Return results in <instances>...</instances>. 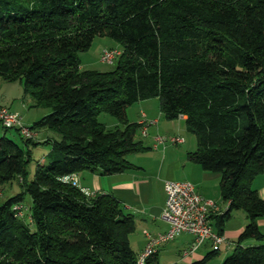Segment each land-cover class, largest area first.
<instances>
[{
    "label": "trees",
    "instance_id": "1",
    "mask_svg": "<svg viewBox=\"0 0 264 264\" xmlns=\"http://www.w3.org/2000/svg\"><path fill=\"white\" fill-rule=\"evenodd\" d=\"M95 37L121 51L111 72L81 68ZM0 79L48 110L26 127L57 136L39 141L1 126L0 186L17 180L20 192L0 202V264H138L133 215L112 195L88 196L61 179L133 168L128 156L147 147L127 109L150 98L165 119L185 116L196 141L187 158L220 175L228 208L210 216L213 230L221 235L233 210L246 215L220 264H264V199L251 186L264 171V0H0ZM100 113L123 127L107 129ZM40 144L51 150L29 181L30 145ZM212 249L191 264H209ZM143 264L160 263L154 253Z\"/></svg>",
    "mask_w": 264,
    "mask_h": 264
},
{
    "label": "crops",
    "instance_id": "2",
    "mask_svg": "<svg viewBox=\"0 0 264 264\" xmlns=\"http://www.w3.org/2000/svg\"><path fill=\"white\" fill-rule=\"evenodd\" d=\"M30 105L32 101H29ZM8 108L19 112L20 107L6 104ZM42 114L48 113L47 109ZM148 121H156L148 127L147 136L138 134L147 150L128 156L133 168L123 172L102 176L94 172L83 171L76 174L77 184L88 191L91 196L110 194L117 199L125 211L132 214L135 220V231L130 235V245L136 254H140L147 243L145 233L155 235L168 229V222L163 219L162 212L165 205L164 183L168 180L190 182L195 190L206 200L213 201L218 206L216 215L227 211L228 202L222 200L219 190L220 175L207 172L187 158V153L196 149L194 135L186 130L185 116L175 120H167L160 111L157 98L139 101L127 109L129 122L140 123L142 116ZM33 118L31 126L40 119ZM140 131V129H139ZM179 136L183 143L178 145H159L153 148L155 137ZM39 141L56 139L57 136L49 130L36 131ZM251 186L257 190L258 195L264 199V171L255 176ZM247 218L242 210H233L230 218L225 222L221 235L224 241L219 244L218 255L209 264H220L236 247V240L243 230ZM259 228L264 233V218L257 220ZM193 236L189 233H180L156 250L155 254L160 264H191L201 260L213 251L211 243L204 242L194 252L184 254L192 243ZM261 242L248 241L243 245H258Z\"/></svg>",
    "mask_w": 264,
    "mask_h": 264
},
{
    "label": "built area",
    "instance_id": "3",
    "mask_svg": "<svg viewBox=\"0 0 264 264\" xmlns=\"http://www.w3.org/2000/svg\"><path fill=\"white\" fill-rule=\"evenodd\" d=\"M121 54L118 49H105L100 54V62L104 64H113L114 60ZM156 121H148L144 115L140 120V135L147 136L148 127L155 124ZM0 125L4 128H18L21 135L25 138H34L36 133L29 130L21 122V117L17 112L11 111L4 106H0ZM153 148L159 145H178L183 143V138L179 136L155 137ZM65 183H71L78 186L75 174L66 175L61 179ZM86 195L91 194L81 188ZM165 205L162 217L169 227L164 232L155 235L145 233L147 243L144 250L138 255V264H143L144 260L154 254L158 247L172 241L180 233H189L193 236L191 245L184 250V254L194 252L204 242L211 243L212 248L218 250L219 244L224 241L222 235L213 230L210 223V216L218 212V206L211 200L204 199L190 182H180L168 180L164 183ZM23 206H15L17 216H22Z\"/></svg>",
    "mask_w": 264,
    "mask_h": 264
},
{
    "label": "rangeland",
    "instance_id": "4",
    "mask_svg": "<svg viewBox=\"0 0 264 264\" xmlns=\"http://www.w3.org/2000/svg\"><path fill=\"white\" fill-rule=\"evenodd\" d=\"M116 46L115 41L106 37H95L91 46L83 52L79 53V58L81 61L82 69L96 70L99 72H111L115 68V63L104 64L100 62V53L103 49ZM32 98L28 95H24L23 89L18 82H6L0 79V106L13 105V107H20L18 113L21 117L22 124H30V120L33 118H39L45 112L44 108L30 107V102ZM9 109V108H8ZM10 110V109H9ZM13 111V110H12ZM15 112V111H14ZM98 121L103 124L107 129H121L122 124L112 115L108 113H100L98 116ZM2 127L0 125V136L2 135ZM13 130L6 133V136L12 138L15 142L21 143L18 135H14ZM139 137V136H138ZM51 150L49 144H40L38 146L30 145L31 160L27 165V177L28 180H32L34 172L38 163L46 161L48 159V154ZM10 185H12V190H6ZM20 192V187L17 180H13L12 183H8L0 186V202H3L11 194H16ZM24 204L30 205L31 198L28 195L24 197ZM26 217L27 213L25 212Z\"/></svg>",
    "mask_w": 264,
    "mask_h": 264
}]
</instances>
